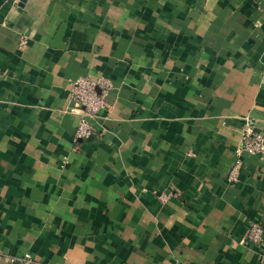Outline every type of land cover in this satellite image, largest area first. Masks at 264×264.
<instances>
[{
    "label": "crops",
    "instance_id": "crops-1",
    "mask_svg": "<svg viewBox=\"0 0 264 264\" xmlns=\"http://www.w3.org/2000/svg\"><path fill=\"white\" fill-rule=\"evenodd\" d=\"M101 77L76 140L73 84ZM248 127L264 0H0V264H260L264 155L228 176Z\"/></svg>",
    "mask_w": 264,
    "mask_h": 264
},
{
    "label": "built area",
    "instance_id": "built-area-1",
    "mask_svg": "<svg viewBox=\"0 0 264 264\" xmlns=\"http://www.w3.org/2000/svg\"><path fill=\"white\" fill-rule=\"evenodd\" d=\"M112 85V82L105 77L98 80L83 78L74 82L72 88L73 111L81 117L76 130V140H87L98 135L94 121L102 111L109 107L107 96ZM245 154L264 155V136L256 132L253 127L246 128L242 134L241 143L235 151L234 165L228 175L230 181L238 180ZM168 197L166 194L159 195L162 201ZM246 241L262 249L260 264H264V224L258 221L252 222ZM22 264H34V262L29 256H26L22 259Z\"/></svg>",
    "mask_w": 264,
    "mask_h": 264
}]
</instances>
